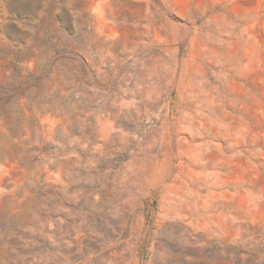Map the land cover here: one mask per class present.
<instances>
[{
    "label": "rangeland",
    "instance_id": "rangeland-1",
    "mask_svg": "<svg viewBox=\"0 0 264 264\" xmlns=\"http://www.w3.org/2000/svg\"><path fill=\"white\" fill-rule=\"evenodd\" d=\"M0 264H264V0H0Z\"/></svg>",
    "mask_w": 264,
    "mask_h": 264
}]
</instances>
